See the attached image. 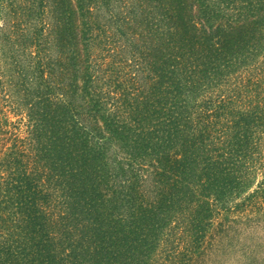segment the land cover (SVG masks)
<instances>
[{"label": "trees", "instance_id": "1", "mask_svg": "<svg viewBox=\"0 0 264 264\" xmlns=\"http://www.w3.org/2000/svg\"><path fill=\"white\" fill-rule=\"evenodd\" d=\"M0 116V264H199L264 192V0H0Z\"/></svg>", "mask_w": 264, "mask_h": 264}, {"label": "rangeland", "instance_id": "2", "mask_svg": "<svg viewBox=\"0 0 264 264\" xmlns=\"http://www.w3.org/2000/svg\"><path fill=\"white\" fill-rule=\"evenodd\" d=\"M7 119L18 122L19 117L8 113ZM242 198L226 218L218 216L216 222L222 229L216 225L214 238L207 243L210 248L199 264H264V192Z\"/></svg>", "mask_w": 264, "mask_h": 264}]
</instances>
